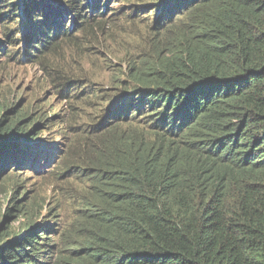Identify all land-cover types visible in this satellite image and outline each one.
Wrapping results in <instances>:
<instances>
[{
  "label": "trees",
  "instance_id": "trees-1",
  "mask_svg": "<svg viewBox=\"0 0 264 264\" xmlns=\"http://www.w3.org/2000/svg\"><path fill=\"white\" fill-rule=\"evenodd\" d=\"M123 2L151 47L97 83L72 53L111 35ZM23 65L52 98L0 102V191L57 155L47 175L70 182L74 216L56 200L11 228L33 207L12 194L0 264H264V0H0V72Z\"/></svg>",
  "mask_w": 264,
  "mask_h": 264
},
{
  "label": "rangeland",
  "instance_id": "rangeland-1",
  "mask_svg": "<svg viewBox=\"0 0 264 264\" xmlns=\"http://www.w3.org/2000/svg\"><path fill=\"white\" fill-rule=\"evenodd\" d=\"M120 8L123 9L118 13L120 17L116 16V30L109 32L111 35L100 37L99 42L101 45L94 43L88 48H84L83 51H75V53H72L74 56L76 55L81 59L83 63L82 72L86 73V75L88 73L90 78L97 81V83L108 85L110 83V78L115 77V75L116 77L118 76V73H120L119 70H122L123 74H126V71L129 69L126 58L130 54L140 55L142 49L147 50L151 47V43L149 42L150 32L145 23L141 24L139 20L128 18V12L122 15V11H129L124 2L116 4V9ZM142 18L145 19L144 16ZM148 18L151 17L148 16ZM135 22H137L139 26L132 24ZM162 41L172 42V39L166 37ZM86 43L88 45L90 44L88 41ZM81 53L82 55L80 57ZM3 62L7 61L3 60L1 64ZM9 65H11V63H9ZM75 71L77 70L75 69ZM45 73L46 72L37 65H23L19 68L10 67L7 76L0 72V102L5 105H13L17 108L27 107L30 106L32 102L38 101L37 105H43L44 107L49 106V100L52 98V96H50L52 94V87L50 83H48V76L47 74L45 75ZM54 134L55 129L43 131L35 141H40L48 145L52 143ZM55 144L57 143H53L52 146ZM57 159L58 156L55 155L51 164H47L43 170L36 173L32 166H25L22 167L21 170H18V172L22 174L10 176V179H20L22 181L20 184L21 187L17 193H6L7 191L5 190L0 191V215L3 213L5 207L11 206L7 202L9 196H12V194L15 198H18L16 206H22V212L28 211L29 205H33V207L31 212L20 215L18 220L12 218L8 222L9 227L15 228L19 223L27 221L28 218H32L34 221L47 219L49 216L44 217L40 213L42 209L46 210L52 206L56 200H60L62 210L61 219L63 223L68 224L73 219L74 201L72 198L64 196L72 195L64 189L71 186L70 182H62V186H58V184L52 185V180L49 178V175H47V171L50 169L49 167L53 166ZM42 163H44V161ZM75 186L81 188L82 183ZM5 188H10V186L6 185ZM62 192L64 194H62ZM13 214L19 215L16 213Z\"/></svg>",
  "mask_w": 264,
  "mask_h": 264
}]
</instances>
